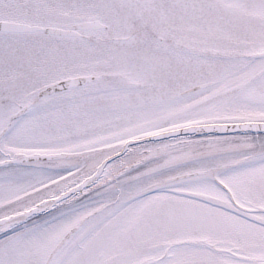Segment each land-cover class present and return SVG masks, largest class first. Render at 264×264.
<instances>
[{"label":"snow or ice","instance_id":"obj_1","mask_svg":"<svg viewBox=\"0 0 264 264\" xmlns=\"http://www.w3.org/2000/svg\"><path fill=\"white\" fill-rule=\"evenodd\" d=\"M0 264H264V0H0Z\"/></svg>","mask_w":264,"mask_h":264}]
</instances>
